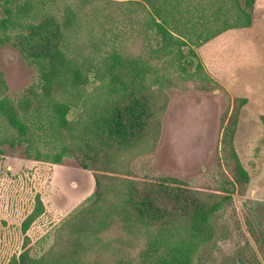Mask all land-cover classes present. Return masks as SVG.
Returning a JSON list of instances; mask_svg holds the SVG:
<instances>
[{
	"label": "trees",
	"instance_id": "16d2710c",
	"mask_svg": "<svg viewBox=\"0 0 264 264\" xmlns=\"http://www.w3.org/2000/svg\"><path fill=\"white\" fill-rule=\"evenodd\" d=\"M62 1L60 12L48 11L44 0L0 5L6 14L0 18V47L15 46L40 76L22 96L0 97V119L14 131L10 146L27 144V155L38 161L60 164L71 157L93 173L96 187L40 257L31 254L27 235L45 213L37 196L23 222L25 248L9 264H195L217 235V213L250 181L233 143L232 180L226 182L233 188L222 187L225 195L194 192L178 179L155 178L138 168L157 152L169 105L165 87L187 89L186 81H212L192 57L183 61L196 67L188 74L186 67L176 75L162 73L161 67L168 58L185 56L183 48L193 40L186 15L202 0ZM227 1L230 17L217 30L199 34L195 45L252 25L256 0H246L244 7L240 0H219V10ZM97 2L115 12L129 4L130 42L107 38L100 19L107 9ZM0 83L7 87L1 72ZM41 131L56 143L54 150L35 146Z\"/></svg>",
	"mask_w": 264,
	"mask_h": 264
},
{
	"label": "rangeland",
	"instance_id": "374dc122",
	"mask_svg": "<svg viewBox=\"0 0 264 264\" xmlns=\"http://www.w3.org/2000/svg\"><path fill=\"white\" fill-rule=\"evenodd\" d=\"M44 1L49 3L48 11L57 12L65 3ZM245 2L240 0V5L244 7ZM97 4L107 9L104 2ZM220 5L219 0L191 4L193 10L185 20L193 40L183 48L185 56L161 63L162 73L181 74L186 67L188 74L196 67L183 61L192 57L196 64L202 63L212 81H186L187 89L165 87L169 105L157 152L138 169L155 178L178 179L194 192L225 195L222 187L233 188L226 183L232 180V142L250 181L244 192H234L217 213V235L195 264H264V0H256L250 27L229 29L195 45L199 34L217 30L230 17L231 2L221 10ZM128 6L123 4L115 12L108 5L100 17L111 42L129 41ZM107 15L114 19L108 21ZM5 16L0 7V18ZM0 72L7 85L0 83V97H20L40 81L37 68L12 44L0 47ZM12 139L14 131L0 119V264H9L23 252L27 235L31 254L42 256L55 243L63 222L89 203L96 187L93 173L77 160L65 157L60 164L38 161L27 155V144L10 146ZM35 139L42 151L54 150L56 143L42 131ZM37 196L45 213L25 235L23 222L33 212Z\"/></svg>",
	"mask_w": 264,
	"mask_h": 264
}]
</instances>
